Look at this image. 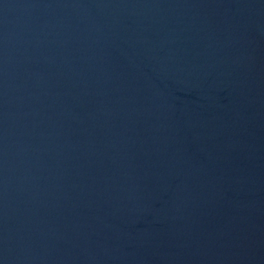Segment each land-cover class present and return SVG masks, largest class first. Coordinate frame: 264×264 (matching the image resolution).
<instances>
[{"label": "water", "instance_id": "obj_1", "mask_svg": "<svg viewBox=\"0 0 264 264\" xmlns=\"http://www.w3.org/2000/svg\"><path fill=\"white\" fill-rule=\"evenodd\" d=\"M0 264H264V0H0Z\"/></svg>", "mask_w": 264, "mask_h": 264}]
</instances>
